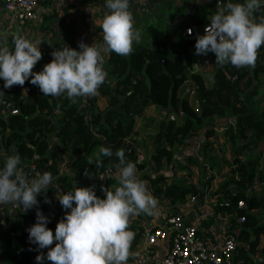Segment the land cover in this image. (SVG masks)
I'll return each mask as SVG.
<instances>
[{
    "label": "trees",
    "instance_id": "16d2710c",
    "mask_svg": "<svg viewBox=\"0 0 264 264\" xmlns=\"http://www.w3.org/2000/svg\"><path fill=\"white\" fill-rule=\"evenodd\" d=\"M149 30L151 45L141 43L129 56H119L115 53L110 55L107 74L116 79L117 83L114 89L108 87L106 82L99 88L101 95L110 99L109 108L104 112L97 108L95 96L78 98L76 103H72L66 96L58 98L44 96L37 86L31 84V78L24 85L31 90L26 97L21 91V86H13L10 89H5L4 84L0 86V98L14 102L19 110L18 115L10 116L8 120H0L2 129L0 135L4 137L6 149L15 147V152L22 158L21 167L29 178L35 172H51L53 177L57 178L58 184L66 186L68 191H73L75 186H81V179L87 177L77 173L79 167L84 165L79 159L74 166L73 177L69 174H60L58 165L51 163L49 134L57 136L62 142L70 139L71 145L67 144L66 148L72 150L74 157L84 155V159L85 155L90 156L99 147L110 148L113 155L103 156L101 163H95L92 166L94 173L97 172L95 169L99 164L102 165L101 171L105 172L110 165L119 163L115 152L120 149L124 150L126 160L134 162L125 140L135 135L137 131L134 121H125L124 118L132 116L136 103H141L143 107L155 104L162 110L170 111L171 114H180V105L183 103L182 115L185 124L177 127L176 122L165 120L156 136L153 159L158 167L163 160L171 161L177 146L193 137L216 117L231 116L237 119L235 127L231 126L225 132V136L233 144H237L239 138L245 139L247 132H253L254 137L243 146L242 150L257 146L260 140L264 141V111H259L253 106L259 94L258 88L248 89L246 93L241 89V83L248 74L244 67L237 68L230 63L218 66L212 77V84L208 86L199 74L191 72L190 50L195 46L196 41L186 36L185 28L176 31L177 37L174 43H170L164 31L157 28ZM261 57H264L263 46L258 50L255 67L249 71L254 72L256 79L264 72V66L258 62ZM229 78H235V81ZM188 80L197 87L195 92L201 113L191 106L188 96L182 99L181 89ZM56 111H60L61 115H55ZM90 126L101 138H96L87 130ZM208 135L210 137L211 132H208ZM188 161L200 165L196 159L191 158ZM260 161V156L250 158L246 162L237 159L236 168L232 172L234 178L226 181L221 190L223 200H233L235 206L241 201L247 205L246 209L237 210L236 213L237 217L245 216L246 222L239 226L235 217L231 222L232 229L240 231L239 243H246L251 253L258 252L261 237L264 236V222L253 213L255 209L262 207L264 202L257 194L246 193L247 190L253 189L256 180L264 183V170L258 171ZM31 166L34 168V173ZM97 175L101 174L97 173ZM160 180L154 181L156 193L160 191L157 187ZM117 186L118 179L115 176L109 178L105 187H86L100 189V192H96L97 196L105 198L102 189L110 190ZM230 187L242 191L237 193L232 189L229 190ZM59 193L57 187H49L46 196L43 193L38 196L39 204L33 208V215L22 217L29 221L30 227L37 222L36 212L39 210L49 218L50 223L47 227L55 234L56 225L66 215V213L61 214L59 206L52 200ZM197 194L194 187L185 183L174 184L166 191V195L172 198L175 204H183L188 195L197 196ZM45 198L51 203H45ZM225 210L229 212L230 208ZM139 236L140 234L135 235L133 247L136 246ZM0 237L4 242L5 250L2 256H8V264H37L36 256L43 254L46 257L49 250H38V245L29 242V233H20L18 225L12 221H9L6 229L0 232ZM252 237L255 238L254 241H251ZM51 247H55V243ZM259 251L264 255V249ZM237 253V263L242 260L253 264L252 257L242 246L238 247ZM43 264H51V262L45 258Z\"/></svg>",
    "mask_w": 264,
    "mask_h": 264
},
{
    "label": "crops",
    "instance_id": "0c3cea01",
    "mask_svg": "<svg viewBox=\"0 0 264 264\" xmlns=\"http://www.w3.org/2000/svg\"><path fill=\"white\" fill-rule=\"evenodd\" d=\"M217 1L219 0H130V11L134 17L135 27L142 31V40L139 44H134V48L141 43L151 45L150 38L149 42H145V37L150 35V28H157L164 31L165 35H168L170 43L175 42L177 37L176 31L181 28H192L194 31L197 29L201 35L203 26L210 23L209 17L214 15L218 9ZM232 2L235 3L237 0H232ZM105 3L106 0H47L39 5L37 9L38 18L26 24H20L13 14L7 12L0 5V39L6 38L8 40L10 50H14L12 38L17 33L33 41H43L39 46L42 52V59L33 69L34 72H40L46 64L52 61V52L55 50L69 46L79 51L78 44L81 41L88 45L93 43L97 45L102 44V29L100 25L104 15L108 12ZM257 17L264 18V8L254 18ZM194 34L191 38L194 37ZM195 52L196 49L194 46L190 50L192 62L191 72L192 74H199L204 82L210 86L215 69L221 65L216 64V56L214 53H209L207 56H197ZM109 58L110 56H105L104 70L106 72L108 71L107 63ZM258 62L264 66V57H261ZM244 68L248 71V74L241 83V89L246 93L248 89L258 88L259 94L255 98L256 102L253 106L259 111H264V72L259 74L256 79L254 72H249L252 70V67ZM229 79L233 82L235 81V78ZM4 83L5 81L0 79V86ZM116 83V79L107 75L106 84H108V87L114 89ZM196 90L197 87L194 83L188 80L181 89V96L182 99L188 96L191 106L201 113ZM192 91L195 92L194 95L191 94ZM95 100L96 106L100 111L104 112L109 108L110 99L101 95L99 90L97 95H95ZM83 103L86 102L83 101ZM55 115L60 116L61 114H56L55 112ZM173 115H179L183 118L181 112L180 114H171L170 111L162 110L155 104L147 107L141 105L140 115L137 116L132 113L131 116L130 121H134L137 131L131 138L144 153L153 157L156 145L155 139L160 131L161 125L165 120L168 122ZM9 117L5 111L0 109V120H8ZM236 122L237 119L231 116L216 117L209 121L193 137L177 146L174 149V157L171 161L163 160L158 167L153 159V165L146 164L139 170L136 167L138 179L146 183L150 193L158 200V205L154 215L141 213L140 215L130 217L129 228L133 227V229L129 230L133 231L135 235L140 234V236L136 246H131L130 248V258L127 264H138V256H136V253H139V247L145 233L155 228L167 226L169 220L179 214L183 215L186 226L198 227L201 238L213 247H219L223 242L224 236L228 234H236L239 237L240 231L232 229L233 225L231 222L234 217L235 220L238 217L233 214L231 207L225 206L226 203L233 200H223V192H221L222 186L226 181L234 178L232 172L236 168L237 159L246 162L250 158L260 156L261 161L258 171L261 172L264 170V141L260 140L257 146H251L249 149L242 150L243 146L249 143L254 137L253 132L249 131L246 133L245 139L239 138L237 144H233L225 136V132L231 126L234 128ZM55 123L57 125L56 127H58V123L56 121ZM87 130L93 134L95 133L91 126ZM208 132H211L210 137ZM48 139L50 143L49 152L51 163L58 165L61 175L69 174L73 177V169L78 159L84 165L79 167L77 173L79 175H85L87 171L88 175L85 179H93L94 177L101 178V175L104 174L101 171V164L95 169L97 171L96 173L92 170V166L95 163H101L103 161V156L99 154L100 147L90 156L85 155L83 159L84 155L74 157L72 150L66 148L67 144L71 145L70 139L62 142L53 134H49ZM78 147L80 148V145ZM13 150H15L14 146L6 149L4 137L0 135V168L3 167L4 160L9 155L14 154ZM191 158L199 161L200 165L189 162L188 160ZM109 168L117 172L115 164L110 165ZM32 170L34 173V168ZM97 173L101 175L98 176ZM56 179L54 177L53 183L49 187H57L60 193L55 195L52 200L59 206L61 214H65L66 212L60 205L57 196L62 193L66 194L68 190L66 186L58 184ZM157 180H160L157 183V187L160 189L158 193H156L154 185V181ZM178 183H185L187 186H192L197 190L198 194L195 197H197L198 203L196 205L189 204V199L192 195H188L186 202L183 204H175L172 198L166 195L167 189ZM86 186L93 185H83L82 182L81 186H75L74 190L77 187ZM114 189L111 188L110 190ZM231 189L237 193L242 191L236 187H230L229 190ZM95 190L96 192H100V189L95 188ZM246 193L247 195L257 194L259 199L264 202V183L256 180L253 189L247 190ZM196 207L201 212L205 208L208 209L211 212L210 216L203 219L199 216ZM225 208H230L229 212ZM218 209L221 210L219 211ZM11 210L9 206L0 210V232L6 229L9 221L15 222L18 225L20 233L28 232L27 229L30 227L29 221L22 217L33 214H23L24 209H19L18 211ZM253 213L264 222V205L259 209H255ZM253 238H251V241L255 240ZM238 244V247L242 246L245 252L252 257L253 264H262L264 262V255L259 251L264 249V236L261 237L259 250L256 253H251L246 243H239L238 241ZM170 247L171 242L169 240L161 243L154 248V255L162 259L169 252ZM4 251V242L0 237V264H8L9 261L7 255L2 256ZM147 264L154 263L151 261Z\"/></svg>",
    "mask_w": 264,
    "mask_h": 264
},
{
    "label": "clouds",
    "instance_id": "9594fccd",
    "mask_svg": "<svg viewBox=\"0 0 264 264\" xmlns=\"http://www.w3.org/2000/svg\"><path fill=\"white\" fill-rule=\"evenodd\" d=\"M102 44L79 42V51L69 46L52 52L53 59L40 72L33 69L42 59L41 40H30L17 33L8 40L0 39V79L3 87H23L26 81L37 86L44 96H66L72 103L78 98L93 97L106 82L105 56L115 53L129 56L134 44L142 40V31L135 27L130 0H106ZM264 8V0H227L223 7L209 17L205 34L195 44L197 56L214 53L216 64L234 67H255L258 50L264 46V18H254ZM189 34L192 30L189 29ZM198 66V65H194ZM0 168V205L22 206L25 211L37 207V197L52 185L51 172H35L31 178L25 173L21 156L13 150ZM99 154L111 157L108 147H100ZM115 156L118 186L103 188L105 198L94 187H77L57 196L66 215L56 225L55 234L47 227L50 220L37 210V222L27 229L29 242L38 250L49 249L46 257L36 256L37 264L45 258L51 264H127L135 233L129 230L130 217L154 215L158 200L146 183L137 177L136 164L126 160L123 149ZM88 175V172H85ZM45 203H51L45 198ZM75 205V206H73ZM70 210V211H68ZM55 243V247H51Z\"/></svg>",
    "mask_w": 264,
    "mask_h": 264
},
{
    "label": "built area",
    "instance_id": "2783aa9c",
    "mask_svg": "<svg viewBox=\"0 0 264 264\" xmlns=\"http://www.w3.org/2000/svg\"><path fill=\"white\" fill-rule=\"evenodd\" d=\"M47 0H0V5L19 21L20 24H26L35 21L38 18L37 9L39 5ZM227 0L217 1L218 7H223ZM203 26L201 35L205 34ZM189 29L192 33L189 34ZM186 36L191 37L194 34L192 28L186 29ZM198 68V67H196ZM21 91L24 96H28L31 92L30 87L23 86ZM195 94L194 91L191 92ZM0 108L5 111L8 116H16L19 110L14 102L6 101L0 98ZM56 114H61L56 111ZM0 132L2 129L0 128ZM95 137L101 138L100 135L94 133ZM129 147V154L134 157V162L138 170L146 164L154 163L153 157L144 153L137 143L131 138L125 140ZM107 175L109 178L117 176V172L112 169H107L101 178ZM103 176V177H102ZM198 203L197 197L191 196L189 204L196 205ZM9 206L11 211L22 210V206L0 205V210ZM247 205L244 201L238 203L236 210H244ZM210 211L204 209L202 211V218L206 219L210 216ZM246 222V217L241 216L237 218V224L242 226ZM238 235L228 234L224 236L223 242L219 247H213L206 243L199 235V229L196 226H186L184 217L179 214L169 220V224L164 227L155 228L144 234L142 242L139 247L138 264H147L153 262L154 264H237L236 256L238 250ZM171 242L169 252L161 259L154 255V248L166 241ZM238 264H248L244 261H239Z\"/></svg>",
    "mask_w": 264,
    "mask_h": 264
},
{
    "label": "water",
    "instance_id": "95a60500",
    "mask_svg": "<svg viewBox=\"0 0 264 264\" xmlns=\"http://www.w3.org/2000/svg\"><path fill=\"white\" fill-rule=\"evenodd\" d=\"M257 15V14H256ZM194 34V37H192L191 39L196 41L198 36H201L198 32V30L196 29ZM180 112H183V103H181L180 105ZM141 113V104L137 103L134 105V109H133V114H136L137 116H139ZM124 120H131V117H125ZM176 122L177 127H181L185 124V120L179 116V115H173L170 117V120L168 122ZM56 125V123H55ZM57 126V125H56ZM109 180V177L107 175H105L103 178H98V177H94L93 179H82L83 185H100L102 187H105L107 181ZM225 206L231 207L232 212L234 215H236V206L234 204L233 201H229L228 203L225 204ZM33 208L27 211H24L23 214L28 215V214H33ZM196 210L198 211V214L200 217H202V212L198 210V208L196 207ZM52 215V213H51ZM254 239V238H253Z\"/></svg>",
    "mask_w": 264,
    "mask_h": 264
},
{
    "label": "rangeland",
    "instance_id": "374dc122",
    "mask_svg": "<svg viewBox=\"0 0 264 264\" xmlns=\"http://www.w3.org/2000/svg\"><path fill=\"white\" fill-rule=\"evenodd\" d=\"M148 37V38H147ZM149 35H147L146 37H145V42H149ZM4 264H6V263H4Z\"/></svg>",
    "mask_w": 264,
    "mask_h": 264
}]
</instances>
